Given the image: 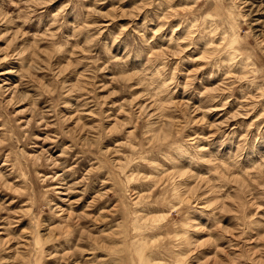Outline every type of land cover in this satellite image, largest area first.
<instances>
[{
  "label": "rangeland",
  "instance_id": "374dc122",
  "mask_svg": "<svg viewBox=\"0 0 264 264\" xmlns=\"http://www.w3.org/2000/svg\"><path fill=\"white\" fill-rule=\"evenodd\" d=\"M0 264H264V0H0Z\"/></svg>",
  "mask_w": 264,
  "mask_h": 264
}]
</instances>
